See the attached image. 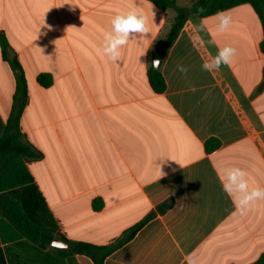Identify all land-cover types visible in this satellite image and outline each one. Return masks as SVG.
I'll return each mask as SVG.
<instances>
[{"label":"crops","instance_id":"1","mask_svg":"<svg viewBox=\"0 0 264 264\" xmlns=\"http://www.w3.org/2000/svg\"><path fill=\"white\" fill-rule=\"evenodd\" d=\"M192 1L177 0L185 7ZM130 9L147 17L149 33L132 39L113 63L101 51L103 37L111 18ZM219 13L231 19L224 32L218 13L187 20L160 63L166 89L158 93L148 72L175 11L149 0H0V35L28 85L20 129L42 153L24 167L4 155L0 175L14 185L2 192L22 188L31 174L57 222V238L95 245L115 243L173 199L105 264L256 262L264 254V199L234 215L221 177L238 167L250 188H264V31L250 4ZM225 46L236 49L231 65L203 71ZM40 74L52 76L51 86L38 82ZM15 93L0 44V139ZM5 237L0 264H94L53 246L44 254L22 244L7 249L5 241L21 239Z\"/></svg>","mask_w":264,"mask_h":264},{"label":"trees","instance_id":"2","mask_svg":"<svg viewBox=\"0 0 264 264\" xmlns=\"http://www.w3.org/2000/svg\"><path fill=\"white\" fill-rule=\"evenodd\" d=\"M159 9L173 10L176 15L174 17L168 36L160 44L156 57L163 60L183 29L187 20L192 16L209 17L224 10L242 5L250 4L261 20L264 31V0H193L190 6L180 5L177 0H149ZM0 44L3 57L12 67L16 77V93L12 112L8 119L3 136L0 139V169L5 165L3 156L8 154L13 160L19 159L23 163L27 159L29 161L40 160L42 153L28 143L20 129V119L28 100V85L24 70L13 53L8 40L4 34L0 35ZM264 52V38L261 45ZM149 82L155 92L161 93L166 89V84L160 68L154 70L150 68L148 72ZM38 82L45 88L51 86L52 76L49 74H40ZM264 89V70L263 81L259 86V90ZM209 149V144L206 145ZM2 172V171H1ZM0 172V174H1ZM23 187L10 189L14 184L8 186L5 184L0 175V234L4 239L6 235H12L14 239H21L8 244L7 249H11L15 245H25L29 253L44 254L46 246L55 238L62 236L59 233V227L47 203L34 183L31 174L28 175L27 183L23 182ZM173 206V199H169L159 205L156 212L148 215L141 223L135 225L126 231L115 243L110 245H95L85 242H70L71 248L67 250L69 255L80 254L86 255L92 259L94 264H105L106 258L115 250L132 240L140 228L156 213H164ZM56 250V248H53ZM1 250V249H0ZM252 264H264V254Z\"/></svg>","mask_w":264,"mask_h":264},{"label":"clouds","instance_id":"3","mask_svg":"<svg viewBox=\"0 0 264 264\" xmlns=\"http://www.w3.org/2000/svg\"><path fill=\"white\" fill-rule=\"evenodd\" d=\"M217 15L219 18L218 30L224 32L229 28L231 19L224 13ZM148 33V20L142 12L130 9L118 13L110 20V30L104 34L101 51L111 62L117 63L121 58L120 50L122 48L134 38L147 37ZM235 54V48L231 46L222 47L210 61H205L202 64V70L213 72L218 71L222 66H230ZM143 55H146V51L141 54V56ZM144 65L145 67L148 66ZM151 67L154 70L159 69L160 61L154 60ZM178 71L186 75L188 69L184 66H178ZM246 176L247 173L243 169L232 167L225 169L224 175L221 177L223 191L233 199L234 215L246 214L255 201L264 199V188L259 186L250 188ZM50 246H52L51 243ZM64 248L66 249L67 245H64Z\"/></svg>","mask_w":264,"mask_h":264},{"label":"water","instance_id":"4","mask_svg":"<svg viewBox=\"0 0 264 264\" xmlns=\"http://www.w3.org/2000/svg\"><path fill=\"white\" fill-rule=\"evenodd\" d=\"M157 60V59H155ZM159 60V59H158ZM161 63V60H159ZM64 245H67L66 249H70L71 248V244L69 242H67L66 240L60 239V238H55L54 241L52 242V246L56 247V248H64Z\"/></svg>","mask_w":264,"mask_h":264}]
</instances>
